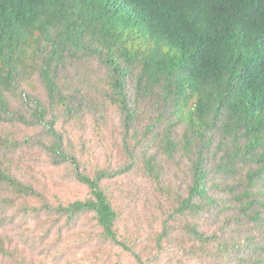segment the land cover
Returning <instances> with one entry per match:
<instances>
[{"label":"trees","instance_id":"16d2710c","mask_svg":"<svg viewBox=\"0 0 264 264\" xmlns=\"http://www.w3.org/2000/svg\"><path fill=\"white\" fill-rule=\"evenodd\" d=\"M59 113L116 116L129 163L80 171ZM0 125L48 126L37 144L88 191L52 204L10 164L35 141L0 129V228L12 212L57 234L83 218L81 240L116 251L110 264H156L168 248L178 264H264V0H0ZM137 165L160 201L147 245L103 185ZM12 244L0 234L1 258L58 264Z\"/></svg>","mask_w":264,"mask_h":264},{"label":"rangeland","instance_id":"374dc122","mask_svg":"<svg viewBox=\"0 0 264 264\" xmlns=\"http://www.w3.org/2000/svg\"><path fill=\"white\" fill-rule=\"evenodd\" d=\"M33 85L35 91L31 90L30 93H40L39 82L35 80ZM47 127L0 125V129L12 131L20 140L30 136L35 141L33 145L26 144L19 152L12 155L10 164L14 172L25 182L32 183L37 189L46 193V197L54 205L86 196L87 188L79 185L74 179V166L69 163L53 164L52 157L37 144L36 141L42 139L47 132ZM54 129L62 135L67 151L76 154L82 168L80 171L90 176L94 175L97 169L117 170L129 163L121 148L120 122L116 116H113L107 125L98 126L89 115L70 121L59 113ZM0 150H3L2 147ZM175 172V168H167L164 179L167 184L175 180L173 178ZM103 185L110 192L121 213V227L127 228L130 233L138 231L141 241L144 242L146 235L157 228V217L160 213L158 193L150 180L142 174L137 165L124 175L106 179ZM37 220L42 218L24 219L23 215L16 216L12 212L8 216L7 226L0 228V234L9 236L13 246L19 245L25 248L34 258L42 251L46 254L50 253L53 262L58 264H110L118 259L116 251L95 245L85 246L79 231L81 229L88 231L90 226L84 224L83 227V218L75 226V230L68 232L63 229L60 234L55 233L56 228L51 232L44 230V225ZM43 236L48 239H42ZM144 244L147 245L146 242ZM147 249L152 250L150 247ZM171 249L168 248L162 253L156 264H178L170 260L174 251L177 257L184 259L182 251ZM108 252H110L109 256L104 257ZM0 264L16 263L0 257Z\"/></svg>","mask_w":264,"mask_h":264}]
</instances>
